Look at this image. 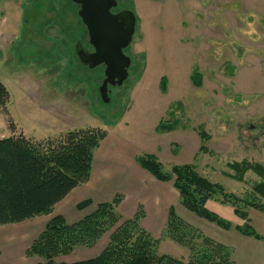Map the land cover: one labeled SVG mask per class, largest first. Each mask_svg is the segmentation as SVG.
<instances>
[{"label":"rangeland","instance_id":"obj_1","mask_svg":"<svg viewBox=\"0 0 264 264\" xmlns=\"http://www.w3.org/2000/svg\"><path fill=\"white\" fill-rule=\"evenodd\" d=\"M4 1L0 0V82L9 102L0 108V136L45 143L70 131L98 128L137 157H154L165 173L191 165L225 193L264 204L251 195L264 178L248 171L237 182L228 167L247 161L264 168V0H117L119 9L134 14L136 28L124 51L131 60L128 77L121 87L108 88L107 104L98 93L104 67L88 70L74 53L78 42L92 52L78 6L70 0H21L18 9V3L6 8ZM195 72L201 76L199 87L191 81ZM160 123L174 124L175 129L161 132ZM198 133L207 139L201 141ZM201 146L205 152H199ZM145 175L142 186L130 195L122 193L119 213L125 220L132 218L143 196L161 199L155 211L142 207L141 221L160 239L159 254L188 259L187 251L163 237L164 227L157 225L173 208L180 219L230 248L234 264H264L263 243L235 231L243 222L230 205L213 200L206 204L209 212L230 224L226 231L181 207L171 183L150 182ZM113 181L103 185L105 198L119 188ZM94 208H74L68 218L75 220ZM245 212L249 227L264 237V211ZM44 224L45 217H39L0 226V264H40L25 251ZM108 236L83 250L88 258L105 248Z\"/></svg>","mask_w":264,"mask_h":264},{"label":"trees","instance_id":"obj_2","mask_svg":"<svg viewBox=\"0 0 264 264\" xmlns=\"http://www.w3.org/2000/svg\"><path fill=\"white\" fill-rule=\"evenodd\" d=\"M201 76H191L194 86H200ZM164 81L161 88L164 90ZM9 93L0 82V108L7 106ZM174 124H161L159 130L172 131ZM201 141L207 139L198 133ZM107 133L98 128L67 132L57 140L34 142L23 136L0 139V226H9L52 214L54 207L75 188L88 182L94 152ZM199 152H205L199 147ZM138 166L159 183H171L179 204L199 219L228 231L231 226L209 212V200L230 205L242 226L236 232L263 243L248 224L246 210L264 211L262 202L240 199L201 176L193 166H174L169 173L149 155L136 158ZM234 173L232 180L241 182L251 171L260 179L264 168L247 161L228 166ZM254 198L264 201V181L253 186ZM122 198L116 195L110 202L99 203L81 220L69 224L61 216L52 217L43 231L25 251L26 257H36L40 264H234L232 250L205 236L200 230L180 219L170 208L162 236L188 253L187 261L158 252L160 239L154 238L141 225L144 212L139 207L132 218L123 219L118 211ZM258 201L257 199H255ZM92 206L90 200L76 205L78 212ZM109 234L107 245L96 256L81 262L56 263L76 249H91Z\"/></svg>","mask_w":264,"mask_h":264},{"label":"crops","instance_id":"obj_3","mask_svg":"<svg viewBox=\"0 0 264 264\" xmlns=\"http://www.w3.org/2000/svg\"><path fill=\"white\" fill-rule=\"evenodd\" d=\"M20 1L21 0H19V2H15L13 0H5L3 3L6 4V8H8V5H11V3H18L17 7L19 9V7L23 4ZM1 5L3 6V4ZM24 11L25 13L21 15V20L23 21L24 19L25 22V18L23 16L26 15V8ZM23 32L25 33L24 30ZM3 137L5 136L1 135L0 139H2ZM109 137L110 135L109 133H107V137L101 142L99 148L94 152L92 169L88 182L72 190L70 194L66 196V198H64L54 207L52 214H50L49 216H44L46 219V223L54 216H61L67 223L70 222L69 224L75 223L81 220L84 216L81 217V215H79L75 220H70L68 218V214L69 211H72L80 202L90 200L92 202V206H96L99 203L110 202L116 195L120 194L119 196L122 195V200L118 206L119 211V208L122 206L125 200V196L122 193L130 195V193L134 188L138 186V184L141 186L143 185V181H145L146 175L145 171L142 170L136 162L137 155L134 152L130 151L128 147H123L122 145L124 143L119 144L118 141H112ZM127 150L129 152H127ZM128 164V169L130 168V171H127L126 168ZM149 179L150 182L156 181L150 175ZM112 180H114L113 183L116 181V183L114 184L119 185V188L110 191L107 194V198H105L106 193L103 189V185H107ZM96 188H98L97 193H94V190ZM171 190L176 193V191L172 188V185ZM161 193L163 194L162 190ZM167 194L170 195L172 200L171 193ZM138 201L140 202H137L136 204V211L139 207H143L145 209L144 210L142 208L144 211L150 212L152 210H157L158 204L161 202V199L158 196H152L148 194L146 196H143ZM154 217L156 218V216ZM165 222L166 220L163 222V220H161L160 218L157 225L162 228L164 227ZM83 250L85 249L79 248L72 252L71 255L76 256V258L74 262L70 263L81 262L90 259Z\"/></svg>","mask_w":264,"mask_h":264},{"label":"water","instance_id":"obj_4","mask_svg":"<svg viewBox=\"0 0 264 264\" xmlns=\"http://www.w3.org/2000/svg\"><path fill=\"white\" fill-rule=\"evenodd\" d=\"M78 6L77 16L85 27L88 52L79 42L74 46L78 63L93 70L103 66V81L98 89L99 97L109 103L108 88L121 87L128 77L131 60L124 51L132 42L136 28V19L130 11H121L113 15L116 8L114 0H70Z\"/></svg>","mask_w":264,"mask_h":264},{"label":"flooded vegetation","instance_id":"obj_5","mask_svg":"<svg viewBox=\"0 0 264 264\" xmlns=\"http://www.w3.org/2000/svg\"><path fill=\"white\" fill-rule=\"evenodd\" d=\"M114 1H116V3H117V6H116V8L115 9H113L112 11H111V13L113 14V15H115V14H118V13H120L121 11H125V10H127V9H119L118 8V5H119V2L117 1V0H114ZM118 8V9H117ZM127 11H130V10H127ZM131 12V11H130ZM81 22V21H80ZM82 24V23H81ZM83 25V24H82ZM84 27V26H83ZM84 30H85V32H86V36H87V41H88V35H87V31H86V29H85V27H84ZM135 33V32H134ZM89 45V44H88ZM86 49V48H85ZM92 49V48H91ZM87 50V49H86ZM93 51V50H92ZM259 164V163H258Z\"/></svg>","mask_w":264,"mask_h":264}]
</instances>
